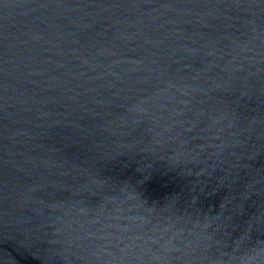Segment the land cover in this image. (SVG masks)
<instances>
[{
  "label": "water",
  "instance_id": "obj_1",
  "mask_svg": "<svg viewBox=\"0 0 264 264\" xmlns=\"http://www.w3.org/2000/svg\"><path fill=\"white\" fill-rule=\"evenodd\" d=\"M0 264H264V0H0Z\"/></svg>",
  "mask_w": 264,
  "mask_h": 264
}]
</instances>
